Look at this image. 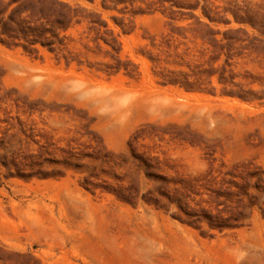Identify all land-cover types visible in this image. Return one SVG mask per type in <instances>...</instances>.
Returning <instances> with one entry per match:
<instances>
[{"label":"rangeland","instance_id":"rangeland-1","mask_svg":"<svg viewBox=\"0 0 264 264\" xmlns=\"http://www.w3.org/2000/svg\"><path fill=\"white\" fill-rule=\"evenodd\" d=\"M0 264H264V0H0Z\"/></svg>","mask_w":264,"mask_h":264},{"label":"trees","instance_id":"trees-1","mask_svg":"<svg viewBox=\"0 0 264 264\" xmlns=\"http://www.w3.org/2000/svg\"><path fill=\"white\" fill-rule=\"evenodd\" d=\"M68 17V16H67ZM66 18V16H65ZM59 24V22H56ZM46 31H50L52 33V35L56 36L55 30H47L45 27H41V29L39 30V34H38V38L37 40H31V43H35V42H40L43 45H47L49 48H51V45L53 44L51 39H48L45 35Z\"/></svg>","mask_w":264,"mask_h":264}]
</instances>
